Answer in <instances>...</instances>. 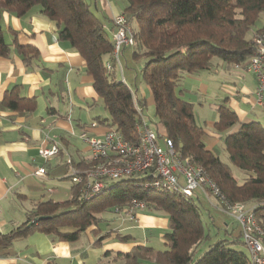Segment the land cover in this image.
<instances>
[{
    "label": "trees",
    "instance_id": "1",
    "mask_svg": "<svg viewBox=\"0 0 264 264\" xmlns=\"http://www.w3.org/2000/svg\"><path fill=\"white\" fill-rule=\"evenodd\" d=\"M123 1L122 13L135 32L134 56L148 57L142 75L154 96L160 127L184 157L206 169L229 200L251 207L264 228V126L258 121L245 122L227 133L224 142L229 162L224 161L207 148L205 129L197 121L194 103L183 99L180 89L186 74L210 69L216 58L247 66L254 53L253 38L264 31V0ZM34 6L56 21L59 39L69 42L87 60V71L108 112V117L99 116L97 122L106 123L126 140L137 143L140 116L132 89L116 72L107 70L106 63L114 62L113 38L86 0H0V57L8 56L15 45L28 65L39 58L36 46L7 42L1 25L4 10L22 16ZM258 24L260 27L250 36L251 28ZM5 101L12 109H22L26 102V110H32L36 102L12 93L7 94ZM139 104L143 109L146 106L143 98H139ZM218 112L215 127L220 132L230 131L239 122L235 111L225 103ZM231 164L246 174L242 182ZM142 173L143 177L134 173L110 181L109 188L90 200L83 198L81 185L73 184L69 200L37 203L26 222L8 233H0V245L8 247L37 229L77 240L91 225L105 220L103 213L117 207L122 210L135 199L145 202L149 211L165 212L170 230L164 235V250L136 245L128 253H119L126 264H253L250 256L227 239L203 244L207 232L195 200L168 190L144 189L142 183L150 176ZM61 228L72 231L65 233Z\"/></svg>",
    "mask_w": 264,
    "mask_h": 264
},
{
    "label": "crops",
    "instance_id": "2",
    "mask_svg": "<svg viewBox=\"0 0 264 264\" xmlns=\"http://www.w3.org/2000/svg\"><path fill=\"white\" fill-rule=\"evenodd\" d=\"M86 1L103 20L112 39L109 31H115L113 19L123 12L125 2ZM1 25L7 42L33 45L40 53L39 58L30 65L24 61L15 45L8 56L0 57V233H8L28 220L37 203L48 200L62 203L70 199L71 193L67 199L54 197V189H50L49 195H46L40 184L47 182L51 171H59L63 167H87L91 163V150L80 134L87 129L91 135L103 136L110 126L101 122L91 127L93 121L97 122L99 116L104 118L108 112L94 87L93 76L87 71V60L69 42L59 39L56 21L34 6L22 16L4 10ZM125 49L122 55H125ZM214 63L225 65L223 76L228 79L234 78L239 66H244V63L227 64L221 60ZM122 68L127 82L123 63ZM114 72L122 77L118 67ZM248 72L250 74L243 76V84H238L239 92L227 91L215 97L235 111L239 122L226 133L218 131L215 124L219 119L218 107L221 104L214 102L212 109L216 113L206 119L205 125L201 124L205 129L207 148L219 156H225L223 160L227 162L228 152L224 142L227 133L237 130L245 122L258 121L264 126V106L258 104L255 98L257 80L252 71ZM189 76H196V80H193L200 86V97L205 100L210 85L201 78L198 80L197 74H186L184 78ZM180 89H183L184 97L187 92L184 81ZM141 90L132 89V93L133 97L136 96V106L143 109L139 98L144 99L146 106L150 98L154 103L155 100L149 87ZM8 93L34 98L35 105L32 110H26L24 102L22 109H12L5 101ZM148 95L150 97L147 99ZM162 133H166L165 129ZM53 142L61 145L60 152L46 162L38 149L40 146H51ZM39 166H46L45 176L35 174ZM231 167L235 165L231 164ZM245 177L243 172V179ZM147 211H136V217L131 218L112 208L105 212L109 213V217L103 213L105 227L100 226L102 222L93 224L77 240H66L53 233L33 230L8 247L0 245V264H126L123 256L118 254L128 253L136 245H148L158 250L166 248L164 235L170 230L168 215L163 211ZM60 230L65 233L72 231L68 228ZM120 237L128 239L121 240ZM237 248L240 249L239 246Z\"/></svg>",
    "mask_w": 264,
    "mask_h": 264
},
{
    "label": "built area",
    "instance_id": "3",
    "mask_svg": "<svg viewBox=\"0 0 264 264\" xmlns=\"http://www.w3.org/2000/svg\"><path fill=\"white\" fill-rule=\"evenodd\" d=\"M113 22L115 64L108 61L106 66L109 72L118 67L124 80L121 54L125 48L135 45V32L124 13L115 15ZM253 49L254 53L248 60L247 68L255 74L257 80L256 102L264 106V31L255 34ZM137 109L140 116L136 125L137 143L126 140L113 127H109L103 136L91 135L87 129L80 134L91 150V163L85 168L72 167L69 176L74 184L83 187V198L93 199L110 187V181L142 172L150 176L142 183L143 188L147 190L177 192L186 199L201 191L210 201L216 199L215 205L240 222L242 237L250 249L253 264H264V228L258 224L252 208L244 203L229 200L204 167L191 158L184 157L166 133L157 132L149 126L143 109ZM96 125V121L91 123V127ZM60 148L58 142H53L51 146H40L38 153L47 162L60 152ZM35 174L45 176L46 166H39ZM145 209V202L134 199L122 210L117 207L115 211L135 218L136 211Z\"/></svg>",
    "mask_w": 264,
    "mask_h": 264
},
{
    "label": "rangeland",
    "instance_id": "4",
    "mask_svg": "<svg viewBox=\"0 0 264 264\" xmlns=\"http://www.w3.org/2000/svg\"><path fill=\"white\" fill-rule=\"evenodd\" d=\"M117 2L120 1L117 0ZM259 24L258 26L256 25L251 28L249 32L250 36L253 34L254 30L260 27ZM109 32L111 35H114V31L110 30ZM121 60L127 79L126 83L130 86V88H132L134 91H142L141 88H148L142 75V69L144 64L148 60V57L145 55L134 56V48L127 47V49H125V55L121 54ZM245 66L246 65H244L243 67L239 66L240 68L236 69V73L233 76L235 80H233L234 78L228 79L227 77L223 76V72L226 69L223 63H215L210 69H204L197 73L198 80H200L199 78H201V81H205L210 85L209 95L205 97V100L200 97V86H198V83L194 82V80H196V76H189L184 78L185 80L183 81L186 84L187 92L184 93V97L182 98L185 100L187 99L188 101L190 100L194 103V110L199 124L205 125L206 119L216 113V111H214L212 108L213 105H215L214 102L218 103L219 105L221 104V102L215 99L218 94H223L227 91H229L230 93L239 92L238 84H243V76H245V74L247 73L250 74ZM118 77H120L119 79H122L121 76L118 75ZM220 80H222V82H220L219 84ZM188 89L190 90V92L188 91ZM148 97H150V95L147 96V99ZM209 97H211V100H209ZM145 116L149 123V126L152 129L157 132H164V129L160 127L159 121L155 116V103L151 98L146 106ZM220 156L222 159L223 157H225L222 154H220ZM71 169L72 168L68 169L67 167H63L59 171H51L50 177L47 182H45L44 184H40L41 190L45 192L46 195H49L48 193L50 192V189H54V197H59V199H67L71 193V187L74 184L72 179L66 176L71 173ZM232 169L239 182H242L243 171L237 166ZM64 172H66L67 174L64 175ZM138 176L143 177L144 173H139ZM192 198L200 207L207 232V237L204 240L203 244L207 245L211 241L227 239L230 242H234L232 246H239L240 249L244 251L249 257L251 255V252L243 237H241L240 222L233 215L223 211L219 206L215 205L216 199L210 201V199L201 191H197ZM147 213H149V211H147ZM105 216L109 217V213H105ZM100 226L105 227L106 221H102Z\"/></svg>",
    "mask_w": 264,
    "mask_h": 264
}]
</instances>
